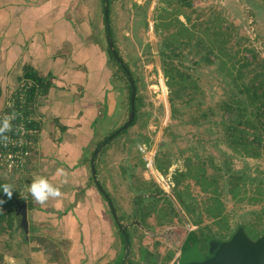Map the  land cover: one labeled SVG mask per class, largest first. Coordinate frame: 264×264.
<instances>
[{"label":"rangeland","instance_id":"obj_1","mask_svg":"<svg viewBox=\"0 0 264 264\" xmlns=\"http://www.w3.org/2000/svg\"><path fill=\"white\" fill-rule=\"evenodd\" d=\"M81 4L78 16L89 27V42L108 46L117 61L107 63L110 103L96 121L99 140L90 146L86 162L90 184L103 190L104 220L110 229L96 246L92 225L79 238L78 231L69 238L63 230L64 215L36 231L28 227L27 234L16 218L11 228L6 227L5 218L0 223L4 226L0 264H187L195 253L200 261L212 258L216 248L264 247L263 200L250 203L239 198L244 189L251 193L256 183L240 182L236 199L228 193L230 173H245L256 182L264 176L263 151L249 156L232 149L226 130L229 114L221 106L223 100L238 95L239 82L229 71L241 68V81L248 83L263 68L264 0H82ZM103 17L108 19L105 25ZM162 50L198 85L194 93L181 90L173 98L172 113ZM244 58L251 64L240 67ZM118 63L128 67L129 77ZM246 136L252 141L251 133ZM253 144L264 147V141ZM31 171V165L22 176L0 171V179L17 191L12 198H24L27 206L33 200L26 186L36 175ZM201 171L208 179L217 177L224 218L207 214L214 208L212 186L198 183ZM177 193L184 194L185 205L178 202ZM9 209L6 202L0 205L3 214ZM249 225L255 235L249 233ZM200 230L206 239L202 248L197 242Z\"/></svg>","mask_w":264,"mask_h":264},{"label":"crops","instance_id":"obj_2","mask_svg":"<svg viewBox=\"0 0 264 264\" xmlns=\"http://www.w3.org/2000/svg\"><path fill=\"white\" fill-rule=\"evenodd\" d=\"M81 2L0 0V110L17 91L26 68L47 78V92L31 103L40 122L31 172L33 177H47L63 195L46 205L32 201L27 206L28 227L36 231L64 215L63 230L69 238L77 231L79 238L92 225L98 246L110 228L104 220L103 190L90 184L86 162L90 146L99 140L96 121L110 103L106 86L111 59L108 46L89 42V27L78 16ZM102 22L105 25L104 17ZM58 169L67 172L66 183L57 177Z\"/></svg>","mask_w":264,"mask_h":264},{"label":"trees","instance_id":"obj_3","mask_svg":"<svg viewBox=\"0 0 264 264\" xmlns=\"http://www.w3.org/2000/svg\"><path fill=\"white\" fill-rule=\"evenodd\" d=\"M186 19L189 20V17L187 15H186ZM107 20L108 19H106L105 23L107 22ZM179 24L183 28L187 27V25H185L183 22L179 21ZM107 51L110 59L116 61V58L114 57L113 52L109 47L107 48ZM164 51L165 50H162L160 54L162 55L163 72L166 78V85L169 88V91H171V94L169 95L170 96L169 99H170V112L172 113L174 112L173 98L175 99V97H178L179 92L181 90L184 92L187 89H189L191 93H194L195 90L198 88V85L190 75H183L178 69H176L172 64L173 62L172 59L168 55H166ZM240 62H241L240 67L249 66L251 64L250 61H248V59L246 58H244V61H240ZM118 68L122 71V73L126 77L130 76L129 69L127 66L120 63ZM228 73H230V75L232 76L235 82H239L237 85L238 95H234L231 98L223 100L221 105L224 111L229 114V122L226 125L227 127L226 130L227 132L229 131V138L231 139L230 145L232 146L233 150L235 151L241 150V152H245L249 156H258L259 154H261V151H263V159H264V147H260L259 145L255 146L253 144L254 142L260 143L264 141V63H263V68L259 72H256L251 77L248 83H244L241 81L242 80L241 68H237L236 72L229 71ZM22 78L28 80L29 83V87L26 93V102L27 105L31 107V103L33 102L35 97L39 96L40 94H45L47 92V89L49 87V81H47L46 77L39 75L30 68L25 69ZM127 86L128 89L130 90V85L127 84ZM129 96H130V91H129ZM31 111L33 112V110ZM134 120H135V108L130 123L133 124ZM31 126H33V128H37L38 130H40L39 129L40 124L37 122L32 123L30 126L28 125V127ZM249 128L251 129V131H249ZM249 133L252 134V141L251 139H248L246 136V134ZM0 171L2 170L0 169ZM262 173H264V169ZM200 174H201L200 177H196L198 183L200 185H203L204 182L205 184L212 186L209 192L212 193L211 199L214 208L209 209V211H207V214L216 220H219L220 218H224V215H222L223 208L221 210V207L223 206V203L221 202L222 193L217 183V177L214 176L213 178L208 179V177L202 171ZM228 180H229L228 193L231 195L232 199H236L237 196L238 197L240 196L239 193H237V188L239 183L242 182V185L245 186L247 180H249L250 184L252 181L256 183L254 189L252 190L251 193H249L250 191L246 192V190L244 189L242 192V196H240L239 198L242 199L247 198V201L250 203H257L261 200H263L264 203V176H262L260 179H258V182H256L254 178L250 179L248 175H245V173H243L242 175H236L234 173H230ZM9 183L10 182H7L6 180L0 179V185L9 184ZM203 189L204 191L207 190L206 188ZM14 192L13 194L17 193V191ZM182 196L184 197L183 193L176 194V198L178 202L182 205H185V199ZM0 197L4 198L7 206H11L10 203L13 200H16L14 198L9 200L2 191H0ZM21 200L23 201L24 198H21ZM263 210L264 208L262 207V211ZM189 213H191V210H189ZM257 217L259 221H262V215H258ZM5 218L7 224L6 227L11 228L13 221H15V216L11 209H9V212L4 214L0 211V223L3 220H5ZM247 229L251 235H255L256 231L254 230L255 229L254 227H251V225H249ZM1 230L2 228H0V233H2ZM199 232L200 234H198L197 242L200 245V248H202L203 244L204 246H206V239L203 236V232L201 230Z\"/></svg>","mask_w":264,"mask_h":264},{"label":"built area","instance_id":"obj_4","mask_svg":"<svg viewBox=\"0 0 264 264\" xmlns=\"http://www.w3.org/2000/svg\"><path fill=\"white\" fill-rule=\"evenodd\" d=\"M28 87V80L22 78L17 91L7 96L0 110V123L6 116L16 114V118L11 120L12 130L6 133L10 138L7 146L0 143V169L9 175H24L38 149L39 130L28 127L32 123H40L38 116L27 105Z\"/></svg>","mask_w":264,"mask_h":264},{"label":"water","instance_id":"obj_5","mask_svg":"<svg viewBox=\"0 0 264 264\" xmlns=\"http://www.w3.org/2000/svg\"><path fill=\"white\" fill-rule=\"evenodd\" d=\"M10 204L18 226L22 229L23 233L27 234L28 216L26 202L13 200ZM187 264H264V247L251 249L245 245H239L232 251L216 248L212 258L200 261L195 253Z\"/></svg>","mask_w":264,"mask_h":264},{"label":"clouds","instance_id":"obj_6","mask_svg":"<svg viewBox=\"0 0 264 264\" xmlns=\"http://www.w3.org/2000/svg\"><path fill=\"white\" fill-rule=\"evenodd\" d=\"M16 118V114L13 113L6 116L3 122L0 123V143L7 146L9 137L7 132L12 130L11 120ZM61 183L67 182V172L64 169H58L56 173ZM0 191H2L6 197L10 200L13 196V186L10 184L0 185ZM26 193L31 196L32 200L38 205H46L50 200L57 201L62 198V192L60 187L50 182V180L41 175L35 176L31 183L26 186ZM27 199V196H25ZM5 200L0 199V205L4 204Z\"/></svg>","mask_w":264,"mask_h":264}]
</instances>
